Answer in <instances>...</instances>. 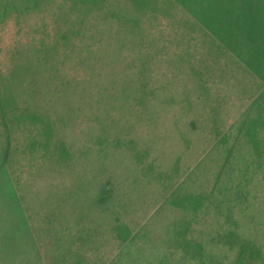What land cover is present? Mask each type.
Masks as SVG:
<instances>
[{
    "label": "trees",
    "instance_id": "16d2710c",
    "mask_svg": "<svg viewBox=\"0 0 264 264\" xmlns=\"http://www.w3.org/2000/svg\"><path fill=\"white\" fill-rule=\"evenodd\" d=\"M191 2L194 7L197 4L200 13L188 11L186 6ZM47 3L52 1L0 0V19L12 12H16L17 17L31 14L32 18V14L37 15ZM58 12L66 24L62 38L44 40L35 49L36 61L26 67L31 71L35 67L36 73H43L46 79L55 82L63 78L60 67L63 57L67 60L69 56L68 49L60 52L62 44L72 46V50L79 48L86 54L88 63L81 68L84 82L65 85L61 95L81 96L82 101L86 98L84 108L90 112L101 111L107 116L112 113L115 119L121 116L117 123L105 119V134L96 141L95 155L99 159L104 153L106 158L111 150L120 156L127 152L138 159L135 165H139L138 172L129 184L143 182L145 186L149 177H159L166 184L172 179V174L164 177L169 170L160 167L158 153L153 151L157 141L139 142L144 125L141 122L145 117L134 113V108L145 107V115L150 116L145 118V127L149 118L155 121L162 108L166 111L178 104L173 127L194 109L210 121L209 127L204 128L209 129L207 134L213 136L215 142L202 151L199 161L210 156L208 161L215 165V171H205V182L196 180L192 185L180 182L165 197L169 201L165 207L178 215L167 225L190 227L189 231H175L174 238L166 241L167 245L175 244L176 249L170 251L171 246L160 249L163 257L172 258L166 264H264V240H260L264 237V198L259 195L263 187L260 184L264 183V0H130V3L72 0L66 1L65 7ZM112 63L120 69L107 70V65ZM33 75L35 79V73ZM97 78L112 84L100 86L96 91L92 82ZM228 85L240 86L239 94L248 105L234 121L224 125L222 99H228L229 94L221 87ZM6 92L0 87V113L8 141L3 149L6 164L12 153V127L6 116H13L16 121V112L21 114L26 110L32 112L35 122L43 124V140L45 144H49L47 137L50 140L49 154L52 162H58H53L56 169L66 166L65 160L72 161L80 156L60 138L62 125L68 123L66 115L57 118L52 108L44 113V108L37 104L33 109L17 107L15 112L7 111L4 102L10 97L16 99V95ZM95 102L99 110L91 109ZM122 118L125 122L121 124ZM195 121L190 120L191 131L183 137L188 144L194 141L197 133V129L193 130ZM85 150L81 160L91 155L90 148ZM178 159L174 163L175 171L180 167ZM107 168L108 165L106 171ZM120 175L118 172L114 175L119 178L118 183L108 179L88 200H82V193L88 192L89 185L84 183V188L80 184L65 202L70 201V209L93 208L102 212L116 209L119 212L118 196L126 190L121 188ZM50 223L57 234L59 230L52 219ZM135 232L125 228L113 259L94 264H159L150 258L143 259L144 247L136 242ZM63 234L65 236V232ZM184 243L182 247L177 245V249L176 244ZM145 248L149 255L155 253L154 245ZM80 252L67 249L60 260H53L51 264H85ZM128 257L133 261L129 262Z\"/></svg>",
    "mask_w": 264,
    "mask_h": 264
},
{
    "label": "rangeland",
    "instance_id": "374dc122",
    "mask_svg": "<svg viewBox=\"0 0 264 264\" xmlns=\"http://www.w3.org/2000/svg\"><path fill=\"white\" fill-rule=\"evenodd\" d=\"M50 1L52 5L47 3L41 11L37 12V15L32 14V18L29 17L31 14L26 17H17V13L12 12L7 18L0 19V73H2L0 87L4 92L7 91V94L12 91L16 95V99L13 100L10 97L4 102V108L15 112L17 107L33 109L37 104V107L44 108V113H49L52 108L53 115L57 118H65L64 115H66L68 123L66 126L62 125L60 138L67 143L68 147H71L75 154L81 156L82 151L90 148L89 153L94 156L92 158L89 155L86 160L76 156L72 161L65 160L66 166L56 169L54 163L58 162L53 160V163L49 154L50 140L47 137L46 141L49 144H45L43 140L45 135V130L42 131L43 124L35 122L32 112L26 110L21 114H19L20 111L16 112V121L13 116L9 118L6 116L9 127H12V153L6 164L3 161V149L8 141L6 125L0 113V264H51L53 260H60L62 254L70 248L81 251L85 264L108 262L118 252L119 243L122 240L120 235L128 227L136 231V242L144 247L142 248L143 259L150 258L159 264L169 263L168 261H172V258L163 257L160 249L168 246H171L170 251L176 249L175 244L167 245L166 241L174 238L175 231H189L190 227L179 228L178 225H167L169 220L178 218V215L176 212L174 215L165 207L169 202L165 197L182 181L186 185H192L196 180L205 182L207 178L204 176L205 171L211 173L215 168V165L208 161L210 156L202 162L199 161L202 151L215 142L214 137L207 134L209 129L204 128L209 127L210 121L205 120V116L194 109L188 114L189 116H184L173 127L178 115V104L167 108L166 111L162 108L160 114L154 118L157 123L149 118L145 127L147 116H149V114L145 115V107L134 108V113H138V116L144 115L146 118L141 122L144 125L140 130L142 135L140 134L139 142L157 141L153 151L158 153L160 167L169 170L164 173V177L172 174V179L166 184L159 177L156 179L149 177V182L145 183V186L143 182L133 186L129 184L133 181V175L136 177L138 172L139 165L135 167L138 159L129 156L127 152L120 156V153L111 150L107 151L106 158L104 153L99 155V159L95 155L96 141L105 134V119L117 123L121 116L115 119L112 113L111 116H107L101 111L90 112L84 108L86 98L82 101L81 96L61 95L65 85L84 82L85 76L81 68L88 63L86 54L79 51V48L72 50V46L67 47L62 44L60 52L68 49L69 56L67 60L63 57V65L60 67V75L63 78H58L55 82H52L50 78L46 79L43 73H36L35 67H32L34 69L32 71L26 67L36 61L35 49H38V45L44 40H51L54 37L62 38L66 24L65 20L59 18L58 9L60 11L61 7H65L66 1L72 0ZM124 2L130 3V0H124ZM196 6L194 7L191 2L186 7H189L187 9L191 14L200 13V9ZM76 21L77 18H74V22ZM163 33L167 34L165 31ZM95 67L96 71H99L98 66ZM116 69L120 68H117L114 63L107 65V70ZM92 83L96 91L100 86L112 84H108L101 78H97ZM236 86L221 87L229 94L228 99H222L226 116L224 125L234 121L248 105L247 100H243L239 94L240 86ZM56 87L59 88L56 89ZM127 106L130 107V105ZM68 107L71 108L68 109ZM92 108H98L96 102L91 106ZM190 120H196V127L193 130L197 129V133L193 132L194 137L191 134L194 141L188 144L183 137H187L186 133L189 134L191 131ZM120 122L124 123L125 118H122ZM110 133H113L112 129ZM153 155L156 156V154ZM177 157H179L178 162H181H179L180 167L175 171ZM101 166L104 169L98 170ZM116 172L121 174V188L126 189L118 196L117 204L121 205L119 212L116 209L105 212L93 208L70 209V201L65 202V198L70 196L73 189L78 190L80 184L84 188H86L84 183L89 185L88 192L82 193L84 198L82 200H88L108 179L118 183L119 178L114 177ZM257 180L259 181L258 178ZM260 186L263 187H260L259 195L264 198V183ZM52 190L56 192L51 195ZM65 203L68 205L64 208ZM57 204L62 206L56 207ZM51 219L59 230L57 234L50 227ZM260 240H264V237ZM150 245L156 247L153 255H149L148 248H145ZM177 245L182 247L186 243L176 244V247ZM127 259L129 262L133 261L132 257ZM135 261L137 262L136 256Z\"/></svg>",
    "mask_w": 264,
    "mask_h": 264
}]
</instances>
